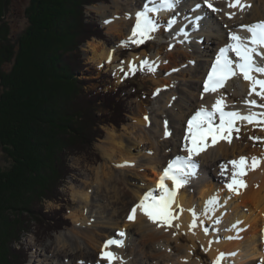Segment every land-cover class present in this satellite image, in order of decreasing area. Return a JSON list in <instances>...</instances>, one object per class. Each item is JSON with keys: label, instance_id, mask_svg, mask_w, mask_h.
<instances>
[{"label": "bare ground", "instance_id": "bare-ground-1", "mask_svg": "<svg viewBox=\"0 0 264 264\" xmlns=\"http://www.w3.org/2000/svg\"><path fill=\"white\" fill-rule=\"evenodd\" d=\"M210 2L214 7L221 9V11L212 13L203 4V0H184V9L180 10V6L178 9L181 14L174 10L161 11L158 14H154L159 21L158 32L166 30L163 25L165 22L173 18L176 20L174 25L168 24L165 26L170 29V41L174 43L180 42V44H176L177 46L174 51L168 54L165 62L161 64L156 63V59L160 57L161 51H158L154 56H150L145 52H142L140 55H131V66L135 65V68L144 70H147V67L142 68L140 66L141 61H155L157 65L155 69H157L170 64L171 57L179 55L177 63L173 61L171 63V68L177 69L174 72L184 78L188 72H191L192 76L198 79L188 84L184 78H181V82L177 85L172 83V79L170 78H167L168 82L165 83L159 80L158 89L161 92L157 105L151 108L150 112L140 107L135 113L137 117L134 118V123L123 127L126 129L125 132L119 133L113 130L107 132L106 140L102 143L101 148L107 157V162L115 165L119 171H113L109 165H104L100 169L95 170L91 185H94L96 190L92 195V186H88L89 184L87 183L83 190H78L74 193L75 197L79 199L80 205L70 217L74 225L75 223L77 225L74 226L75 229H79V232L89 239L90 245L92 243L95 246H101L103 236L107 238L111 234V239L118 240L142 234L147 242V244L144 242L146 249L142 248L143 254L155 253L158 256L157 258L154 257L155 264H202L200 260H194V247L176 246V242L171 237V234L164 231L161 224L153 223L149 220L141 210H137L134 222L129 221L128 216L131 214L132 208L147 192L154 190L158 192L155 188H157L159 179L168 163L176 156L187 155L183 146L186 122L198 109L203 106L211 110L216 99L219 96H224L226 97V110H235L241 113L249 111L259 113L264 111V109L252 107L246 103V101L251 99L257 100V103L264 101H261L254 94L249 96V82L243 80L242 77H233L225 84L231 93L236 97L240 96L242 98L241 101H237L235 97L227 93L228 90L221 88L217 93H203L202 88L206 80V74L210 71V65L214 63L215 54L219 48L229 42V33L239 31L241 36H248L249 34L241 29V25L264 20V0H243L246 4L251 5V7H246L243 12L229 8L228 3L231 0H210ZM145 3H147V0H112L111 6L104 4L102 7L93 8L102 15L103 23L107 21L109 24H117L120 18L122 20L126 19V21L131 19L130 28L128 31L126 30L129 36H131L135 25L136 13L143 9ZM197 4L200 5L199 8L196 7ZM230 12H236V15L231 19L226 15ZM197 15L210 17V21H204V26L200 30V36L195 38L194 34L189 32L190 28H188L187 33L190 36L184 37L182 32L185 31L190 21L196 20ZM224 25H227V27H224ZM126 26V23L116 25V29L111 31V33L114 36L115 33L120 34L124 32ZM172 36L177 37L174 40L171 38ZM120 44L117 43L116 46L111 48L106 45V42L98 43L96 40L90 42L88 45L91 49V59L99 63L100 66L107 65L110 69L115 68L118 60L116 51L127 46L125 43ZM144 44L136 45L141 48ZM168 44L172 45L171 43ZM183 46L185 49L182 48ZM230 56H234V54L230 53ZM257 62L264 64L260 60ZM201 78L203 79L202 82L200 81ZM202 96L203 98H201ZM145 116L149 118L147 122L144 120ZM164 121L168 122V130L172 132V136L170 137L163 135ZM238 125L240 128L244 127L243 129L245 130L242 131L243 133H247L246 137L242 135L237 140L233 139L230 144L226 141H221L216 146L209 147L200 156L195 157L194 159L198 164V168L196 175L191 177L189 182L192 181L193 184H197L199 192L197 195L188 193L185 187L190 186L189 183L179 190L176 202L173 205V211L176 216L174 220L176 221L175 225L181 227L194 241H200L203 244L204 251L214 263L220 253H238L235 256L226 255L222 264L243 263L247 259L257 260L259 257L262 260L264 259V163H261L259 169L250 171L247 175L246 179L252 185L247 193L231 199H229L230 193L225 187L226 180L223 185L222 180L224 177L220 175V165L222 163L238 159L241 156L248 157L249 159L255 156L264 160V136H261L264 135V125L248 124L247 122H238ZM250 137H259L261 139L255 140L250 139ZM138 158H142L141 163ZM124 162H130L134 166L143 168V174H139L138 172H134L133 174L136 179L146 180L145 186H136L134 179L127 178L126 175L131 174V171L126 170L132 169L134 166L117 167V165ZM204 175H208V179H205ZM212 177L214 181L211 179ZM127 179H129L128 182ZM149 181L150 185L147 183ZM166 183L170 188L173 187L171 181H166ZM121 185L128 188V191H121ZM255 185H259V187L257 188ZM220 186H223L222 189H220ZM197 198L199 199L195 201ZM216 199H218V203H210V201ZM111 201L114 205L119 204L120 207L118 206V209L116 208L117 210L115 211H112L114 209L110 210L109 203ZM130 201L131 204H129ZM128 204L129 208L124 218L121 212L126 209ZM86 208H92L90 217L86 215V211L88 210ZM245 208L247 209L246 211L244 210ZM193 210L196 211L195 220L197 226L195 228L191 227L194 219ZM93 213H97L98 216H93ZM82 217H84V220ZM212 221L216 222V224H211L214 229H212L211 233L209 231L205 233V223L209 224ZM100 224H105L107 230H102V234L101 232L97 234L91 226H100ZM129 224L131 230L128 227ZM153 226L157 229L152 228ZM117 231L119 233L124 232L126 235L119 237L116 233ZM237 235L239 236L238 239H228L229 236L236 237ZM177 239L178 241H183L184 236H179ZM162 242L165 245L160 246ZM258 242H261L260 245H258ZM167 246L169 247L168 251L178 250L180 256L172 257L168 251H163L162 248ZM113 247V250L109 248L112 252L117 249L116 246ZM40 248V251L45 252L46 255L53 249L47 243H43ZM259 248H261L260 252ZM52 253L53 255L55 254L57 259L62 254L65 255L63 260L66 258L67 262L65 260L61 264H68L69 262L74 264L76 259L87 261L85 260L86 256L88 257V262H94L97 259L95 253L86 252L79 241L75 239L74 245H69L67 241L61 240ZM47 257L50 259L49 256ZM145 258H147V255ZM97 264H109V262L101 258L97 261ZM114 264L123 263L118 259Z\"/></svg>", "mask_w": 264, "mask_h": 264}, {"label": "trees", "instance_id": "trees-1", "mask_svg": "<svg viewBox=\"0 0 264 264\" xmlns=\"http://www.w3.org/2000/svg\"><path fill=\"white\" fill-rule=\"evenodd\" d=\"M102 2L106 0H30L28 25L12 44L6 21L12 0H0V145L12 160L8 169L0 168V220L21 206L28 208L39 196L40 209L31 205L25 212L35 220L41 215L58 230L69 227L66 211L51 215L42 204L61 197L68 157L103 137L96 125L115 123L126 113L132 86L115 92L101 86L90 92L88 82L79 79L87 68L81 45L105 31L88 19L86 8ZM5 64H12L11 69L5 70ZM101 108L104 115H97ZM16 223L13 228L23 224ZM14 230L0 234V262L25 264L29 252L15 246L22 237L16 236L11 245Z\"/></svg>", "mask_w": 264, "mask_h": 264}, {"label": "rangeland", "instance_id": "rangeland-1", "mask_svg": "<svg viewBox=\"0 0 264 264\" xmlns=\"http://www.w3.org/2000/svg\"><path fill=\"white\" fill-rule=\"evenodd\" d=\"M30 0H12L10 11L7 14V23L10 28V38L11 43L13 44L16 39L19 37V35L26 29L28 25V19L26 15V9L29 5ZM112 0H106V2L98 3L92 6H89L86 8V16L88 19L92 22H98L101 25L103 24L104 27V33L102 34V37L100 38H92L89 41H86L83 43L80 47V51L82 54L83 61L85 62L87 68L79 73V79L86 80L88 82V85L85 89L89 90L90 92L99 90L101 86H104V91L107 92H115L116 89H119L121 87H131L130 91H128V94L130 95V98L127 103H125V112L123 114H120L116 120L115 123H103L101 125H96V127H99V130L103 132V137L95 141L88 149H85L81 151L80 154L70 155L68 157V168L69 171H65V176L63 177L64 181L63 184H61V187L59 188L60 196L57 200L54 201H45L44 204H42L44 208L45 213H50L51 215H55L56 212H59V210L66 211V217L71 222V225L69 227H61L60 230L59 226H55L54 224L48 222L39 215V219L35 220L34 215H32L30 212H25L26 210H30L31 205L32 207H35L37 210L40 209V204L36 202L39 200L38 198H32L29 202L28 208L26 206H21L19 209H17L16 212L12 213L9 212L8 215H3L5 220H0V229L3 230L0 232L2 234L3 232L7 231L10 232L11 229H15L16 233L12 235L10 242L11 245L15 241L16 236L22 237L21 243H17L15 246L22 245L23 249L29 252V260L25 264H61L62 262H67V259L63 260L64 256H60L59 259L55 257V254L53 255L54 248L58 245V243L61 240L67 241L69 245H74V239L78 240L79 243L82 245L83 249L86 252H93L97 256V259L94 262H88V257L86 256L87 261H82L79 259H76V262L74 264H97V261L101 259L102 253L105 251L104 244L106 240L111 239L112 234L108 235V239L103 236L102 238V244L95 246L94 244L89 243V239L86 238L85 235L81 234L79 232V229H75L74 226H77L76 223L74 225L71 217V214L78 209L79 207V199L75 197L74 193L76 191L83 190L88 183V186H92V195L94 191L96 190V187L94 185H91V182L93 181V174L95 173V170L100 169L104 165L111 166L113 171L118 172V168H116L115 165L110 164L107 162V157L104 155V152L102 151L101 145L105 142V138L107 135V132L109 130L117 131L119 133L125 132L126 129L123 127L125 125L130 126V124L134 123V118H136V112L140 107L142 109L151 111V108H154L157 105L158 98L160 96L159 91V80H162L163 83L168 82L166 79L170 78L172 79V83L177 85L179 82H181V78H184L178 73L174 72L171 68L172 61L177 63V58L180 57L179 55H176L174 57H171L170 64L157 68L154 71L136 68V70L133 72L131 71V55L137 54L140 55L142 52H145L146 54L150 56H154L158 51L160 52V57L156 59V63H162L167 60V56L169 53L173 52L175 47L174 42L170 41V34L169 29L166 27L168 25V22H165L164 28L166 29L164 32H155L154 35H152V38L149 40H146L143 47H138L136 44H133L129 42V34L127 31L130 28L131 25V19L129 21L122 20L120 18L119 21H117V24H109L107 22H102V15L93 7H98L106 4L111 6ZM109 18V16H107ZM121 23H126V29L124 32L120 34H114L111 33V31H114L116 29V25H119ZM166 25V26H165ZM127 30V31H126ZM98 41L100 42H106V45L113 48L114 46L120 43L127 44L126 47L120 49L119 51H116L117 56V62L116 67L110 69L109 66H100L99 63L93 61L91 59V49L88 45L92 41ZM171 43L172 45L168 44ZM120 44V45H122ZM171 46V48H170ZM132 47V51H131ZM145 48V49H142ZM185 49V47H182ZM119 66V67H118ZM12 67V64H5L4 69L10 70ZM106 75L105 79H100L101 76ZM193 74L188 72L187 75H185V80L188 82V84H191L193 81L197 80L198 78L193 77ZM112 76V78H110ZM98 80H100L98 82ZM201 82L203 79L201 78ZM190 82V83H189ZM225 90H228L226 88V85L222 88ZM227 93H230L231 96L235 97L237 101H241L242 98L240 96L236 97L233 93H231L229 90ZM127 93H124L126 95ZM131 97H133L131 99ZM104 112V110L101 108L97 111V115H101ZM105 113V112H104ZM103 113V115H104ZM123 119V121H122ZM118 121H122V124L120 126L117 125ZM244 127L240 128V135L239 138L243 136L246 137L247 133H243L242 130ZM237 134L233 133V139H239L236 138ZM264 136V135H261ZM232 139V140H233ZM139 155V154H138ZM137 155V156H138ZM139 162H142V158H138ZM12 164V160L10 156L6 153L4 150V147L0 145V168L5 170L8 169ZM126 171H131V174L126 175L127 178L134 179L135 185L145 186V181L142 179H136L134 178V172H138L139 174H143V168L139 166H134L132 169H127ZM147 172L150 173V171L147 170ZM117 177V176H116ZM204 178L208 179V175H204ZM213 179V177L211 178ZM129 179H127L128 182ZM148 180V179H147ZM214 181V179H213ZM225 178H223L222 183L225 184ZM139 182V183H138ZM131 183V182H129ZM134 183V182H133ZM150 185V181L147 182ZM153 183V181H152ZM190 186L185 187V189L188 191V193L197 195L199 192V188L196 186L197 184H193L192 181L189 182ZM188 183V184H189ZM216 183V182H215ZM130 186V185H129ZM149 187V186H148ZM223 186H220V189H222ZM120 190L123 192H127L128 188H125L124 186H120ZM158 191V188H155ZM98 199V197H97ZM95 200V203L97 201ZM199 198H197L195 201H197ZM33 201V202H32ZM32 202V204H31ZM131 204V201L129 202ZM129 204L126 207L125 210H123L122 216H126L127 210L129 208ZM117 205V206H116ZM114 205L113 202L109 203V209H114L112 211H115L118 209L119 204ZM117 208V209H116ZM25 209V210H24ZM88 209V210H87ZM92 209V208H91ZM91 209L86 208V215L87 217H90V211ZM24 210V212L20 211ZM97 210V209H96ZM196 212V211H195ZM57 216V214L55 215ZM93 216H98L97 213H93ZM101 216V215H100ZM84 220V217H82ZM94 218V217H93ZM96 219V218H95ZM214 220V219H213ZM20 222V224L23 222L22 226H15L13 228V224H17L16 222ZM216 224V222L212 221L208 223H205V228L208 229L209 233L212 232L213 226L211 224ZM19 224V223H18ZM176 224V221H174V224L172 226L163 225L162 229L169 234H171V237H173V240H175L176 246H183V247H194L195 254H194V260L195 261H201L202 264H215L214 261L209 257V255L204 251L203 244H201L200 241H194L190 236H188L181 227H178ZM80 226V225H79ZM82 227V226H81ZM128 227L131 230L130 224ZM92 229L97 234H100V232L103 230H107V226L105 224H100V226H91ZM152 228H155L153 226ZM27 230L28 232L25 233L24 230ZM54 229H57L56 231ZM82 229V228H81ZM157 229V228H155ZM14 230V231H15ZM55 231V232H54ZM103 232H101L102 234ZM118 235V231L116 232ZM179 236H184L183 241H178ZM1 237V236H0ZM118 238V236H117ZM123 239V247H117L115 252L118 254L119 257H121V261L123 264H155V258L158 256L155 255V253H146L147 258L145 254H143V249H146L144 246V242L147 244L146 240L143 238L142 234H136L133 236H129L127 238ZM177 239V240H176ZM236 241V239H235ZM237 242V241H236ZM43 243H47L50 246L53 247L51 251H49L46 255L45 252H41L40 246ZM261 243V242H260ZM258 242V245H260ZM13 245V246H14ZM161 245H165V243H160ZM257 245V246H258ZM14 246V247H15ZM93 246V247H92ZM169 247H163L162 250L168 251ZM262 248V247H261ZM261 248H259V252L261 251ZM111 250L114 249V247H110ZM110 249H108L110 251ZM161 250V251H162ZM169 254L172 257H179V251H168ZM45 254V257H44ZM145 255V256H144ZM50 259H48V257ZM155 257V258H154ZM79 258V257H78ZM149 258V259H148ZM149 260V261H148ZM264 260V259H263ZM74 261V260H73ZM262 259L259 257L257 260H245L243 263L237 262V264H258ZM6 261L0 262V264H5ZM8 264V262H7ZM72 264V263H68Z\"/></svg>", "mask_w": 264, "mask_h": 264}, {"label": "snow or ice", "instance_id": "snow-or-ice-1", "mask_svg": "<svg viewBox=\"0 0 264 264\" xmlns=\"http://www.w3.org/2000/svg\"><path fill=\"white\" fill-rule=\"evenodd\" d=\"M203 4L211 10L212 13H218L221 9L216 8L210 0H203ZM151 5V6H150ZM177 6V0H147L143 9L136 13L135 25L132 29L129 42L133 44H143L146 40L152 38V34L159 30V21L156 15L161 11H173ZM200 7L199 4L196 6ZM229 8L237 9L243 12L246 7L251 5L246 4L243 0H231L228 3ZM229 19L236 15V12L226 14ZM201 21H210V17L197 15L194 22V27L199 30ZM107 22V21H106ZM176 23L175 18L168 21L169 25ZM227 27V25H224ZM241 29L246 31L248 36H241L239 31L229 33V42L225 46L219 48L215 54L214 63L210 65V71L206 74V80L203 83V93H217L223 88L226 82L233 77H242L243 80L249 82V96L255 95L264 101V64L257 61H264V20L256 21L251 24L241 25ZM170 30V29H169ZM184 37H188L189 33L182 32ZM183 42V41H181ZM171 48V46H170ZM230 53L234 56H230ZM194 63V62H192ZM147 67L149 71H154L157 67L155 61L144 60L141 65ZM135 65L131 71H135ZM177 69H173L176 71ZM203 98V96L201 97ZM226 97L219 96L212 105L211 110L206 107L198 109L190 119L186 122V133L183 136L184 150L186 156H176L171 160L167 167L163 170V174L159 179L157 188L158 192L149 191L143 198L132 208L128 220L134 222L136 219L137 210L146 215L153 223H159L161 226H172L176 216L173 211V205L176 202L179 190L184 188L191 177L196 175L198 164L195 157L207 151L209 147H214L221 141H226L229 144L232 142L233 133H236V138H239L240 126L238 122H247L248 124L264 125V111L241 113L235 110H226ZM246 103L252 107L264 109V102L257 103V100L251 99ZM147 122L148 116L144 117ZM218 121V122H217ZM165 137L172 136V132L168 130V122L164 121ZM250 139L259 140V137H250ZM261 163H264L260 157L241 156L238 159H233L227 163L220 165V175L225 178V187L230 193L229 199L244 195L248 189L252 187L246 179L250 171H255L260 168ZM134 166L130 162H124L117 167ZM230 166V171H229ZM166 181H171L173 187H169ZM259 187V185H255ZM155 192V194H154ZM218 199L210 201V203H218ZM247 210L246 208L244 209ZM195 211L193 210V222L191 227L195 228ZM205 233L208 229H204ZM119 237H124L126 233L120 232ZM239 238L229 236L228 239ZM112 246L123 247L122 239H109L105 242V251L101 258L114 264L121 257L118 254L109 251ZM238 253H220L215 264H222L225 256H235ZM259 264H264V260Z\"/></svg>", "mask_w": 264, "mask_h": 264}]
</instances>
